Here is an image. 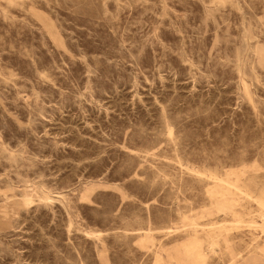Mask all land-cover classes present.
Wrapping results in <instances>:
<instances>
[{
  "label": "rangeland",
  "instance_id": "rangeland-1",
  "mask_svg": "<svg viewBox=\"0 0 264 264\" xmlns=\"http://www.w3.org/2000/svg\"><path fill=\"white\" fill-rule=\"evenodd\" d=\"M0 264H264V0H0Z\"/></svg>",
  "mask_w": 264,
  "mask_h": 264
},
{
  "label": "bare ground",
  "instance_id": "bare-ground-1",
  "mask_svg": "<svg viewBox=\"0 0 264 264\" xmlns=\"http://www.w3.org/2000/svg\"><path fill=\"white\" fill-rule=\"evenodd\" d=\"M53 202V201H52ZM29 204V203H28Z\"/></svg>",
  "mask_w": 264,
  "mask_h": 264
}]
</instances>
